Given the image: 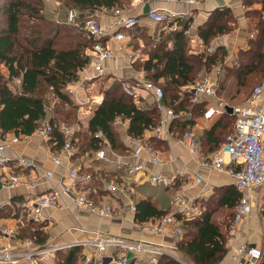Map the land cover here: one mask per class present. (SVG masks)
Masks as SVG:
<instances>
[{
	"label": "trees",
	"instance_id": "16d2710c",
	"mask_svg": "<svg viewBox=\"0 0 264 264\" xmlns=\"http://www.w3.org/2000/svg\"><path fill=\"white\" fill-rule=\"evenodd\" d=\"M59 1L68 9H76L79 18L83 19L96 11L121 7L124 0ZM253 14L252 21L259 18L255 36L250 39L246 49L238 51L234 66L220 68L222 77L234 78L239 85H247L256 76L264 79V19L258 11ZM0 17L5 22L0 27V67L6 72L0 74V133L31 135L48 118L50 123L56 124L49 143L52 151L58 152L66 141L65 134L57 128L59 123L71 126L81 123L78 106L68 95L67 86L77 81L80 71L89 64L90 58L85 55V50L93 44V40L82 29L47 17L45 0H0ZM230 21L229 12L223 9L213 11L208 22L199 28L203 44L207 46L218 34L229 33L233 28L228 24ZM188 26V22L184 21L175 31H160L154 35L149 34L146 28L137 26L129 34L138 39L146 36V43L153 45V50L149 49L143 54L148 57L136 63L135 68L143 70L146 79L163 89L167 107L193 115L192 94L187 86L211 74L216 66L224 62L227 52L221 47L206 55L191 52L190 38L186 33ZM132 47L137 50L135 45ZM6 74L7 78L4 77ZM15 79L21 81L13 89L9 83ZM226 82V79L223 82L222 78L219 79L218 94L225 90ZM121 84L122 80H115L102 91L103 99L88 118L86 128L72 136L73 142L77 139L79 150L72 158L85 153L93 157L101 148H109L117 153L127 150L115 124L118 119L127 122L126 133L131 138L143 136L146 130L158 124L159 110L143 102L137 104L123 91ZM47 92L58 100L57 106L50 112L45 98ZM176 124L180 125L177 128L183 133L192 123L190 119H181ZM222 126L227 127L225 124ZM233 128L226 132L225 138ZM99 131L104 134L107 145L97 137ZM221 134L223 129L220 130ZM84 171L92 176V186L97 188L99 195L106 193L103 190L105 182L113 180L115 176L106 169L81 170ZM237 193L234 192L240 199V193ZM135 212V219L145 222L160 219L170 214L171 209L158 207L147 198L136 203ZM211 214L212 211L208 209L195 216L176 214V218L182 220V234L177 238L176 252L184 262L218 264L225 255L226 237L219 226L211 221ZM18 238L31 239L35 244L43 245L48 240V234L43 227L32 222L27 228L19 230ZM56 257L62 260L61 264H77L82 257V247L58 251ZM159 262L183 264L168 255H162Z\"/></svg>",
	"mask_w": 264,
	"mask_h": 264
},
{
	"label": "crops",
	"instance_id": "0c3cea01",
	"mask_svg": "<svg viewBox=\"0 0 264 264\" xmlns=\"http://www.w3.org/2000/svg\"><path fill=\"white\" fill-rule=\"evenodd\" d=\"M46 3L52 6L49 10L46 8ZM149 5L150 9H166L168 11L184 15L183 19L178 22L177 27H165L163 24L154 23L146 15H144L145 6ZM119 8L129 12L132 15L138 16L140 19L139 27L156 28L160 27L161 31L169 29L175 31L181 27L184 21L188 22L187 35L190 38L191 52H198L203 47H221L227 52L224 62L216 66L211 72L216 78V93L215 96L203 97L197 102H192L194 105V114L192 117L186 118L191 120V125H188L186 130H192L198 137L202 152L210 155L220 149L224 142L225 134L234 127L233 119L236 115L228 113L226 106L236 107L245 102L253 89L259 85L264 79L260 80L259 76L251 78L247 85H239L234 78H224L223 72L220 75L222 66L232 67L235 64V58L240 49H246L249 41L256 34V24L258 17L252 21L254 11L262 14L264 19V0H201L198 5L186 4L183 2H163L160 0H124L123 5ZM223 9L231 15V21L228 23L233 28L229 33L218 34L214 37L207 46L203 44L199 36V28L205 25L211 17L213 11ZM66 11V7L61 5L59 0H45V14L47 17L64 23L62 13ZM101 17L103 24L107 28L108 34L116 31L112 27L113 11L112 9H104L97 11ZM66 23V22H65ZM154 25V26H153ZM173 28V29H172ZM160 30L158 32H160ZM153 33V34H158ZM152 34V32H151ZM128 41L120 44L126 46L131 43L129 32L127 33ZM110 47L115 51L116 57L104 62V72L96 75L92 69L87 72L79 73L80 85L77 87V93L80 94V99L87 102L89 99L86 93V88L93 84L96 77L111 76L121 77L122 80L136 79L138 77H145V73L141 69L131 67L125 61L123 52L118 50V44L110 42ZM127 46V47H128ZM133 49V48H132ZM213 50V51H214ZM146 59V58H145ZM138 63V62H137ZM125 76V77H124ZM217 76V77H216ZM220 77V78H218ZM227 80L225 90L217 93L219 79ZM224 78V79H223ZM250 79V78H249ZM112 80V78H111ZM145 100L143 103L154 106V98L151 94L142 92ZM91 100V107L89 114L85 119L80 118L85 128L87 120L92 114L96 106L102 101L103 94L99 93ZM141 102V103H142ZM214 107L217 113L211 118L206 119L204 113L207 108ZM119 120V119H118ZM232 120V122L230 121ZM116 127L121 132V141L127 150L122 153H117L107 148V160L90 159L89 154L85 153L78 157H70L62 153L61 158L63 162L60 166H56L52 161V145L48 140H43L37 136H32L28 141H22L18 144L12 145L6 150L11 158L24 156L32 159L37 167L36 171L41 173L43 171H53V178L51 182L44 181L43 178L32 186H19L15 189L0 192V212L11 213L10 219L1 220L7 221L5 225H17L19 230L27 228L28 206L32 197L35 194L48 192L53 186L58 185L60 178L66 173L68 167L72 164H78L82 161V169H92L97 171L99 169H106L109 172L115 173L114 179L106 181L103 190L106 191L104 195H99L97 188L92 186L93 178L83 182L81 185L89 197L98 203L111 204L113 214L110 218L99 217L88 210L78 208L74 202L66 195L62 197L60 208H49L43 211L44 220L41 222H33L45 229L48 234V242L52 244H64L75 241H83L93 238L97 232L104 236L114 235L121 236L135 241H143L162 247L167 252H176L177 238L171 235L153 236L148 235L139 230L136 226L135 211L136 203L142 199H150L158 207H169L171 212L173 208L170 204L172 190L166 187L154 186L148 178L153 173H163L176 177V187L185 189L186 192L193 196L200 206V211L206 209L212 211L211 221L216 223L221 232L226 237L227 251L222 260L218 264H262L263 257L258 263H251L244 257H237V250L240 248L257 247L263 251L264 256V218L262 212L264 211V184L255 190L258 197V204L253 207L249 219L242 223L237 233L230 237L228 234L230 223L234 214V209L239 201L237 193L231 178L225 173H219L215 170L204 169L194 158L190 155L186 147L181 143L180 139L183 135L177 127L180 125L172 123L169 132L164 127L165 134L163 139H157L152 132L145 131L144 135L147 140L159 153L162 163L153 164L149 158H136L131 153V137L126 133L127 122H115ZM222 124L227 125L223 127ZM223 129V134L220 135V130ZM9 135L13 133H7ZM1 143V135H0ZM62 149V148H61ZM53 153H60L58 152ZM226 160L227 157H226ZM71 162V163H68ZM130 164H141L145 167V171H139L135 174H128L125 168ZM122 168H119V167ZM83 173V172H82ZM85 173V171H84ZM203 175L202 181L197 183L196 174ZM114 182L117 184V190L109 192L106 186ZM238 194V193H237ZM235 203V205H233ZM9 222V223H8ZM3 225V226H5ZM27 239V238H25ZM12 242V249L15 251L25 250L23 240ZM65 250V249H64ZM68 250V249H67ZM91 247H82V256L85 253H91ZM118 253V249L109 247L104 251V255ZM148 258V255H143ZM131 262H137L138 258L135 254L129 253ZM50 262L46 264H61L56 254H54ZM82 258V257H81ZM81 258L77 264L81 263Z\"/></svg>",
	"mask_w": 264,
	"mask_h": 264
},
{
	"label": "built area",
	"instance_id": "2783aa9c",
	"mask_svg": "<svg viewBox=\"0 0 264 264\" xmlns=\"http://www.w3.org/2000/svg\"><path fill=\"white\" fill-rule=\"evenodd\" d=\"M160 1H176L195 5L201 3V0ZM112 11V27L116 31L108 34L107 28L97 11L80 19L76 9H67L66 23L82 29L93 40V44L85 50V55L90 58V62L80 73L87 72L89 69H92L96 75L104 72V62L116 57L115 51L109 45L110 42L118 44V50L123 52L128 66L133 67L137 62L145 59V55L142 53L133 50L128 45L120 44L128 41L127 33L139 26L140 18L119 7L113 8ZM146 16L154 23L163 24L166 28H176L184 15L166 9H150ZM204 50L206 53H211L214 49L208 46ZM20 81V79H17L18 83ZM80 82L78 79L69 84L67 91L71 95L76 94ZM121 85L123 91L137 104L145 100L142 92L153 96L154 106L160 112V120L155 127L146 131L152 132L157 139L164 138L165 131L169 132L172 123L192 117L190 112H176L173 108L167 107L164 102L163 89L145 77H138L132 80L124 79ZM187 89L192 94L191 102H197L203 97L215 96V75H204L194 85L187 86ZM233 112L236 115L234 128L226 136L218 151L210 155L204 154L201 149V143L192 130L184 132L180 139L197 163L204 169L227 174L236 190L240 193V199L234 209L228 231L230 237H233L242 223L249 219L253 207L258 204L255 190L264 184V80L253 89L243 104L233 107ZM216 113L217 110L214 107H209L206 109L204 117L209 119ZM119 121L117 120L116 122ZM164 127H166V130H164ZM57 128L65 134L66 141L62 149H60V153L56 154L52 151L51 158L56 166H60L63 162L62 153L67 154L70 158L79 152L76 145L77 139L73 142L71 138L82 127L80 124L71 126L61 122ZM55 129L56 124H52L47 120L40 124L31 135L0 133V192L12 190L23 185L32 187L41 178L46 182H51L53 171L49 170L39 173L36 171L37 167L32 159L24 156L11 158L6 154V150L12 145L28 141L32 136L49 141ZM144 134L139 138H131L132 155L136 158L146 155L151 163L161 164L162 159L159 153ZM97 137L102 139L104 144H108L101 131L97 132ZM226 157L228 160H226ZM91 158L107 160L109 157L107 150L101 148ZM77 163L68 167L66 173L60 178L58 185L53 186L48 192L35 194L32 197L28 206V219L30 221L38 223L44 220L43 211L49 208H60L62 206L61 199L66 195L78 208L88 210L99 217H112L113 208L111 204L95 202L83 190L81 184L90 180L91 175L81 172L82 161ZM119 168L122 167L120 166ZM125 170L132 175L146 169L141 164H130ZM202 177L201 173L196 174L197 183L202 181ZM148 181L154 186L166 187L172 190L170 204L174 212L154 221L136 222V226L141 232L148 235H171L179 238L182 234V220L177 219L176 214L185 217L198 215L200 213L199 204L185 189L176 187V177L172 175L153 173L149 176ZM106 189L109 192H114L117 190V184L110 182ZM18 234L19 227L15 224L5 225L0 228V264H41L38 261L39 256L46 258L49 254L54 255L58 251L72 247H91L93 249L90 254H83L81 258L82 264H160L159 259L162 255L172 256L183 264H188L157 245L121 236H104L99 232L91 239L64 244H52L47 241L43 245H37L33 240L25 239L23 243L27 248L22 251H15L12 249V242L19 241ZM109 247L118 249V253L104 255V251ZM129 253L135 254L137 258L139 257L136 263L131 262L128 257ZM143 255H148V258L145 259ZM238 256L246 258L251 263H258L263 257V251L257 247L240 248L237 250Z\"/></svg>",
	"mask_w": 264,
	"mask_h": 264
},
{
	"label": "rangeland",
	"instance_id": "374dc122",
	"mask_svg": "<svg viewBox=\"0 0 264 264\" xmlns=\"http://www.w3.org/2000/svg\"><path fill=\"white\" fill-rule=\"evenodd\" d=\"M57 1V0H56ZM62 1V0H61ZM62 5V3H61ZM52 6H50L49 4L46 3V8L49 10V8H51ZM67 7H66V11L64 13H62V17H66V13H67ZM78 12V11H77ZM3 17H0V27H3V25L5 24ZM66 22V18H64V23ZM154 26V25H153ZM160 27L159 28H156L154 30L151 29V32H150V28H146L148 33L151 34V35H154L153 33H157L159 30H160ZM161 31V30H160ZM164 31H169V29H165ZM134 33V31L132 32ZM130 37L132 38L131 39V43L129 44V46L131 48H133L132 46L135 45V47H137L135 51L137 52H140L142 54H146L147 51H149V49L153 50V45H150V44H147L146 41H147V38L146 36L145 37H141L142 39H138V37H132V35L130 34ZM205 47L201 48L198 52L196 53H202L204 55H206V52H205ZM145 58L148 57V55H145L144 56ZM2 72L5 74L6 72L3 70L2 67H0V74H2ZM203 75V74H202ZM201 75V76H202ZM7 78V74L6 76H4ZM125 77V76H124ZM112 78V80H111ZM93 80V84H90V86L88 88H86V93L88 95V98L87 99L88 101L87 102H84L83 100L80 99V94L77 93L76 91V94H73L71 95L68 91V95L70 96V98L73 100L74 104H76L78 106V118H84L89 114L90 112V109L91 107H93V105L91 104V100L95 99L94 97L97 96L99 93H102V91L104 89H106L109 85H111L113 83V81L115 80H122L121 77H109V76H101V77H96ZM10 86L14 89V86L18 85L19 83L17 82V79H15L14 81H12L11 83H9ZM46 100H47V107H48V111L50 112L51 110H54V108L57 106V102L58 100H56L53 95L51 93H48L46 94L45 96ZM48 112V113H49ZM58 117L61 118V115L58 114ZM48 118L45 120L47 121ZM233 122H234V119H233ZM82 127V129L84 130L85 129V126L84 124L82 123H79ZM11 213H7V212H3L1 213L0 212V228L6 224L7 221H4V220H7V219H10L12 217V215H10ZM2 218H5L4 220H1ZM9 223V222H8ZM67 249L63 250V251H66ZM177 258H181V256L178 254V252H175L173 253ZM53 255L52 254H49L46 258L45 257H41L39 256L38 257V261L41 263V264H46L47 262H50L52 260V257ZM182 260V259H181Z\"/></svg>",
	"mask_w": 264,
	"mask_h": 264
},
{
	"label": "water",
	"instance_id": "95a60500",
	"mask_svg": "<svg viewBox=\"0 0 264 264\" xmlns=\"http://www.w3.org/2000/svg\"><path fill=\"white\" fill-rule=\"evenodd\" d=\"M149 10H150V6L149 5H146L145 6V9H144V15H147V13L149 12ZM226 111L228 113H233V108L232 107H229V106H226ZM262 215H263V218H264V211L262 212ZM262 264H264V256H263Z\"/></svg>",
	"mask_w": 264,
	"mask_h": 264
}]
</instances>
